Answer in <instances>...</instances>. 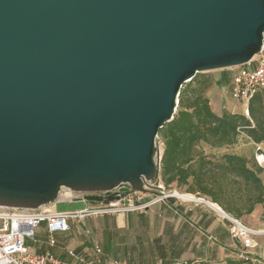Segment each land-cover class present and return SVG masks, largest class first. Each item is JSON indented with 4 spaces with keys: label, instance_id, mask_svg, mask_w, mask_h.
Listing matches in <instances>:
<instances>
[{
    "label": "water",
    "instance_id": "95a60500",
    "mask_svg": "<svg viewBox=\"0 0 264 264\" xmlns=\"http://www.w3.org/2000/svg\"><path fill=\"white\" fill-rule=\"evenodd\" d=\"M263 42L264 0H0V205L142 189L182 85Z\"/></svg>",
    "mask_w": 264,
    "mask_h": 264
},
{
    "label": "crops",
    "instance_id": "0c3cea01",
    "mask_svg": "<svg viewBox=\"0 0 264 264\" xmlns=\"http://www.w3.org/2000/svg\"><path fill=\"white\" fill-rule=\"evenodd\" d=\"M255 144L264 152V139L255 142L242 132L230 144L213 146L202 142L201 147L210 154L234 153L245 156L248 166L264 185V167H258L254 158L257 153ZM179 190L190 196H203L222 209L203 194ZM47 207L57 210L56 203ZM240 219L261 230L256 237V246L251 249L253 260L250 261L239 257V249L229 232L228 221L219 210L207 204H194L192 201H179L175 198L156 204L145 213L87 217L84 224L90 230V236L84 233L80 223L74 222L68 232L56 234L59 245L50 249L55 255L68 260L62 246L88 255L91 254L94 242L107 256L128 264H177L193 259H201L203 264H228L229 261L264 264V206L255 204L252 212ZM37 228L41 229V226ZM44 239L37 238L35 245L30 246L36 251L46 250L48 247L42 243Z\"/></svg>",
    "mask_w": 264,
    "mask_h": 264
},
{
    "label": "built area",
    "instance_id": "2783aa9c",
    "mask_svg": "<svg viewBox=\"0 0 264 264\" xmlns=\"http://www.w3.org/2000/svg\"><path fill=\"white\" fill-rule=\"evenodd\" d=\"M233 68V67H232ZM236 71L231 77L230 95L241 102L245 111L250 97L258 90L264 89V42L259 51L247 63L234 67ZM254 156L258 167H264V152L258 144ZM125 190L128 192L121 196ZM177 188L166 186L160 175V164L156 175L143 179L142 189L134 190L128 184L116 186L110 190L85 192L61 188L56 200L75 202L80 201L84 206L75 210L57 211L41 205L36 208H17L0 205V264H128L107 256V253L96 243L92 244L91 254L79 253L75 249L62 246L61 249L69 257L68 260L55 255L50 248L57 247L56 234L66 233L71 224L80 223L82 230L90 236V230L84 224L87 217L117 215L128 212L145 213L154 205L166 203L170 198L179 201H192L194 204H207L212 208L214 203L203 196L192 198L181 197ZM114 193L118 199L89 202L87 194L106 196ZM181 194H187L181 192ZM50 203V204H53ZM228 221V229L237 248L239 257L245 261L253 260L251 249L256 246V237L261 230L255 229L240 218L216 208ZM44 223L46 238L42 241L48 249L36 251L27 244V239L37 240L35 229ZM177 264H203L201 259L184 260Z\"/></svg>",
    "mask_w": 264,
    "mask_h": 264
},
{
    "label": "trees",
    "instance_id": "16d2710c",
    "mask_svg": "<svg viewBox=\"0 0 264 264\" xmlns=\"http://www.w3.org/2000/svg\"><path fill=\"white\" fill-rule=\"evenodd\" d=\"M180 89L173 118L158 131L162 142L160 175L166 186L203 194L224 212L240 218L252 212L255 204L264 206V185L248 166L245 156L234 153L215 155L201 147L230 144L240 133L255 142L264 139V89L249 99L248 114L216 113L205 96L211 85L209 75H198ZM228 264H241L229 261Z\"/></svg>",
    "mask_w": 264,
    "mask_h": 264
},
{
    "label": "rangeland",
    "instance_id": "374dc122",
    "mask_svg": "<svg viewBox=\"0 0 264 264\" xmlns=\"http://www.w3.org/2000/svg\"><path fill=\"white\" fill-rule=\"evenodd\" d=\"M235 71H236V68L234 67L233 68H221V69L209 70L207 72H200L196 76L198 77V75L205 74L211 77L212 83L205 90L204 94L205 96H208L212 109L218 114H222L223 111L239 112V113L245 114L243 104L237 100H234L230 95L231 77ZM190 84L192 86H195L196 82L191 81V82L184 83L182 87L188 86ZM154 150L156 154H159L160 152H162V142L160 139H158V136L155 139ZM215 155L218 156V155H221V153H217ZM83 206H84V203L80 201L79 202L78 201H75V202L58 201L56 202V209L58 211L75 210ZM10 207L22 208L20 206H10ZM35 233H36V238L38 239L46 238V231L44 228V223L41 224V229H38V228L35 229ZM27 244L35 245V243L31 239H27Z\"/></svg>",
    "mask_w": 264,
    "mask_h": 264
},
{
    "label": "bare ground",
    "instance_id": "6f19581e",
    "mask_svg": "<svg viewBox=\"0 0 264 264\" xmlns=\"http://www.w3.org/2000/svg\"><path fill=\"white\" fill-rule=\"evenodd\" d=\"M178 193L180 194L181 197H184V198H192L193 197V196H190L188 194H181V192H178ZM214 207H216V206L214 205Z\"/></svg>",
    "mask_w": 264,
    "mask_h": 264
}]
</instances>
